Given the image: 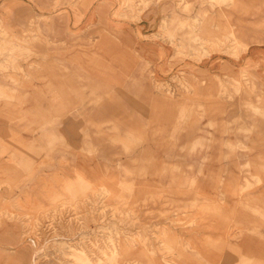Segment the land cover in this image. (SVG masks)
Listing matches in <instances>:
<instances>
[{
	"label": "rangeland",
	"instance_id": "obj_1",
	"mask_svg": "<svg viewBox=\"0 0 264 264\" xmlns=\"http://www.w3.org/2000/svg\"><path fill=\"white\" fill-rule=\"evenodd\" d=\"M0 264H264V0H0Z\"/></svg>",
	"mask_w": 264,
	"mask_h": 264
}]
</instances>
